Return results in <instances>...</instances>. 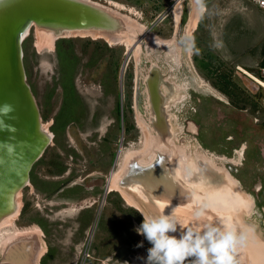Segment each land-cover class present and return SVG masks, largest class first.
Returning <instances> with one entry per match:
<instances>
[{
    "label": "rangeland",
    "instance_id": "obj_1",
    "mask_svg": "<svg viewBox=\"0 0 264 264\" xmlns=\"http://www.w3.org/2000/svg\"><path fill=\"white\" fill-rule=\"evenodd\" d=\"M87 1L111 9L110 1L122 4L125 10L118 12L143 25L142 33L148 31L163 39H170L176 33L179 40L185 39L193 13L192 0H179L182 10L176 32L173 11L178 0ZM199 2L205 9L193 31L190 54L182 63L162 61L169 48L160 50L154 42L149 44L154 47L150 53L146 42H141L139 54L136 56L133 50L126 58L122 43L109 46L102 39L73 37L60 47L61 51L71 47L76 56L72 62L68 60L73 66L71 73L61 70L59 40L54 43V52L39 51L35 47L37 29L30 28L23 42L27 83L39 106L43 127L54 134L53 142L32 168L30 185L37 174L51 179L63 172L71 173L62 180L64 186L78 185L62 194L68 197L67 205H57L64 199L56 196V185L45 195L31 193L30 185L25 187L19 195L20 214L14 218L10 231L38 228L44 253L42 232L31 223L36 218L49 227L50 234L55 232L56 239L50 235L48 238L62 264H124L125 261L145 264L152 244L135 231L144 219L133 208L118 210V202L126 203L119 193L108 191L106 184L111 170L116 169L114 162L119 150L142 148L137 118L144 121L149 135L157 138L144 94L145 76L155 65L167 77L171 71L176 82L186 88L183 102L168 109L177 131L178 146L194 153L197 149L213 158L217 166L228 170L242 190L252 196L255 207L244 220L264 240V88L238 69L240 65L258 78L264 53V12L251 0ZM142 33L137 28L127 37H140ZM125 61L121 98L119 74ZM93 114L99 119L96 127L90 123ZM187 121L196 123L198 134L189 129L191 122L190 132L186 130ZM94 129L97 131L92 132ZM98 139L109 150L98 146L102 144ZM57 159L65 165L54 166ZM228 160L239 163L233 165ZM90 175H102L101 189L92 198L97 201L95 205L79 214L78 209L92 202L91 194L85 189L91 185ZM258 184L261 187L257 188ZM48 217L55 219L54 222H49ZM141 243L142 247H137ZM1 252L0 249V255ZM86 253L95 260L86 258ZM193 259L188 258L185 264H191Z\"/></svg>",
    "mask_w": 264,
    "mask_h": 264
},
{
    "label": "bare ground",
    "instance_id": "obj_2",
    "mask_svg": "<svg viewBox=\"0 0 264 264\" xmlns=\"http://www.w3.org/2000/svg\"><path fill=\"white\" fill-rule=\"evenodd\" d=\"M91 3L122 17L127 25V33L116 40L123 42L126 50H129L139 36L129 38L127 35L134 32L137 28L142 33L145 27L138 24L132 17L121 15L118 11L125 10L122 4L110 1L109 4L113 7L111 9L94 2ZM192 3L193 13L187 34L184 36L185 39L179 40L177 33L170 39L159 38L151 33L145 35L142 33L140 36L143 37L144 35L143 40L146 42L148 53L151 52L149 48H153L149 44L154 42V46H158L161 50L166 47L169 48L166 55L162 57V61L169 59L171 63H182L185 57L184 54L186 56L190 54L193 31L205 9L199 0H192ZM181 10L182 6L178 0L173 11L176 32L179 30ZM128 11L132 14V9ZM36 29L35 47L39 51L54 52V43L57 41L56 35L40 27H36ZM64 36L89 37L92 40L102 39L109 41L107 36L98 31H74ZM141 42H136L134 46L133 50L135 51L133 53L136 56L141 50ZM108 43L113 46L110 41ZM155 67L157 68V66ZM151 68L145 76V80L147 78V89L144 90V94L153 122V129L155 130L154 135L157 138L149 135L144 121L137 118L136 123L142 135L140 142L142 148L139 150H119L115 162L116 169L112 170L109 179H107L108 191L119 193L126 205L137 210L143 219L156 216L154 213L160 211L159 214H171L173 212V215L185 228H195L205 223H210L227 229L230 226L229 222L233 223L232 229L235 230L237 235L240 236L242 234L243 237H246L245 245L251 243L249 244L251 248L259 250L256 258L253 257L254 261L258 262V264H264V240L244 220V216L248 214L252 205L251 195L242 190L240 183L228 170L217 166L213 158L198 152L197 149L194 153L178 146L175 136L176 132L171 125L172 116L168 109L184 99L186 88L176 82L175 76L171 71H169L170 76L167 77L164 74L160 75L159 69L155 68L156 75L154 76L153 73V77H151ZM238 69L261 88H264L263 81L240 67V65ZM210 92L214 93L213 91ZM43 129L46 130L44 127ZM189 129L196 131V127L192 123L189 124ZM48 133L51 136L53 135L50 131ZM239 154L241 155V152ZM228 161L233 165L239 163V160L238 162L234 160ZM137 166L148 170L145 177L137 178L134 175L135 173L132 170L133 167ZM124 180H127L130 184L135 182V186L125 187L123 185ZM131 180H134V182L131 183ZM144 185L148 186L152 192L149 193V191L145 190L143 188ZM257 188H259V184ZM143 200L146 201L144 202L146 203L145 205H143ZM202 208L205 216L200 221H195L194 213ZM17 214L18 212L9 216L0 224V249L2 250L3 260L15 264H38V260L44 250L40 238L37 236L38 228L10 231L9 227L14 225L13 221ZM184 231L183 228H178L176 233H170V235L177 236ZM241 241L243 242L244 238ZM13 248H17V251H13ZM233 253L236 264H244L237 247Z\"/></svg>",
    "mask_w": 264,
    "mask_h": 264
},
{
    "label": "water",
    "instance_id": "obj_3",
    "mask_svg": "<svg viewBox=\"0 0 264 264\" xmlns=\"http://www.w3.org/2000/svg\"><path fill=\"white\" fill-rule=\"evenodd\" d=\"M32 26L54 33L57 41L73 38L64 35L74 31H98L107 36L113 46L121 44L116 39L127 33V25L122 17L87 0H0V108L7 104L14 109L7 115L0 114V120L3 121L0 125V224L17 212L20 214L19 195L30 185L33 166L54 139L52 132L51 136L48 130L43 129L39 106L27 83L23 42ZM148 33L146 31L144 35ZM144 35L136 42L143 41ZM109 41L105 42L109 45ZM136 42L126 50V58L133 51ZM125 64L126 61L119 74L121 98ZM7 126L15 131H10ZM132 171L137 178L145 177L148 172L140 166L133 167ZM136 182L139 183L137 180ZM134 183L123 181V185L128 188L135 186ZM143 188L149 193L152 192L146 185ZM142 202L143 205L146 204L145 200ZM251 202L246 216L255 207L253 198ZM262 211L264 213V209ZM159 213L160 211L154 214L158 216ZM232 224L229 222L227 229H232ZM245 243L246 237L237 244L241 260L244 264H258L253 257L256 258L259 250L251 248V243ZM12 250L17 251V248ZM0 263L15 264L3 260V257Z\"/></svg>",
    "mask_w": 264,
    "mask_h": 264
},
{
    "label": "clouds",
    "instance_id": "obj_4",
    "mask_svg": "<svg viewBox=\"0 0 264 264\" xmlns=\"http://www.w3.org/2000/svg\"><path fill=\"white\" fill-rule=\"evenodd\" d=\"M14 111L11 105H3L0 114L7 115ZM3 121L0 120V125ZM10 131H15L7 126ZM206 207V206H205ZM205 216L203 208L194 213V220L200 221ZM183 228L184 234L177 238L170 233H176ZM135 231L142 234L152 244L147 250L145 264H185L188 258H195L191 264H234L233 253L237 244L243 240V235H237L235 230L205 223L202 226L185 228L173 215L160 214L145 218ZM137 247H142V243ZM124 264H128L127 261Z\"/></svg>",
    "mask_w": 264,
    "mask_h": 264
},
{
    "label": "flooded vegetation",
    "instance_id": "obj_5",
    "mask_svg": "<svg viewBox=\"0 0 264 264\" xmlns=\"http://www.w3.org/2000/svg\"><path fill=\"white\" fill-rule=\"evenodd\" d=\"M143 42H144V40H143ZM141 47H142V44H141ZM150 49V51H153L154 50V47L153 48H149ZM156 49H157V51H159L158 50V47H156ZM160 49V48H159ZM161 50V49H160ZM156 51V52H157ZM155 52V53H156ZM153 68V69H152ZM152 68H151V70H150V72L152 73L151 74V77H153V73H154V76L156 75V69L158 68H156L155 66H152ZM156 68V69H155ZM159 69V68H158ZM169 73V72H168ZM160 75H163V74H161L160 73ZM165 75V74H164ZM176 78V77H175ZM146 80H147V78H146ZM146 80H145V89H147V83H146ZM160 91H161V88H160ZM183 102V101H182ZM181 102V103H182ZM180 104V103H179ZM85 106V105H84ZM152 107H153V105H151ZM175 106H177V105H175ZM175 106H172L171 108H174ZM170 108V109H171ZM173 120H174V115H173V118H172ZM98 118L96 117V114H93L92 116H91V118H90V123H91V126L92 127H96L97 126V124H98ZM150 120H151V116H150ZM172 121V120H171ZM151 122H152V120H151ZM189 122H191L195 127H196V133L198 134V128H197V125H196V123L195 122H193V121H187L186 122V130L187 131H189L188 130V124H189ZM153 123V122H152ZM171 125H172V122H171ZM173 127V126H172ZM94 131H97L96 129H94L92 132H94ZM176 131V130H175ZM177 132V131H176ZM190 132V131H189ZM90 138H93L92 136H89ZM99 141L98 142H101L102 144H100V145H98V146H100L101 147V145H102V147L103 148H105L106 150H109V147H108V145H104L103 143H104V141H100V139H98ZM105 144H108V143H105ZM97 151H99L98 149H97ZM71 155V154H70ZM59 159H57V161L54 163V166H58V167H61V166H64L65 164L64 163H61L60 161H58ZM69 160L72 162V161H74V158L72 157V156H69ZM98 161V160H97ZM90 164H91V162H90ZM67 165V164H66ZM70 175H71V173L70 172H68V175L67 176H69L70 177ZM100 176H102V175H90V177H91V179H90V186H88L87 188H85L86 189V191H88L89 192V194H91V198H89V200L90 201H92L89 205L92 207V206H94L95 204L94 203H96L97 201L96 200H94V199H92L94 196H95V194H96V192L97 191H99V189H101V180H100ZM44 184H47L48 185V183L47 182H45ZM76 185H78V184H72V185H70V186H66V188H71V187H73V186H76ZM259 186L261 187V184H259ZM67 189V190H68ZM103 189V188H102ZM87 198V197H86ZM92 199V200H91ZM58 204H61L60 202H58L57 203V205ZM34 221H36L37 222V224L39 225V222H38V220L36 219V218H34ZM43 241L46 243V241H47V238H45V240H44V238H43ZM46 247H47V251L45 252V254L43 255V256H41L40 257V259H39V261H38V264H62V263H64V262H62L63 260H62V258H60V256L59 255H56L55 254V250L54 249H52V247H51V245L50 244H48V242H47V244H46ZM1 257H2V252H1V255H0V261H1ZM88 258H89V260H95V258L94 257H91L90 256V254H88Z\"/></svg>",
    "mask_w": 264,
    "mask_h": 264
},
{
    "label": "crops",
    "instance_id": "obj_6",
    "mask_svg": "<svg viewBox=\"0 0 264 264\" xmlns=\"http://www.w3.org/2000/svg\"><path fill=\"white\" fill-rule=\"evenodd\" d=\"M257 8V7H256ZM77 95V94H76ZM79 98V97H78ZM52 124H53V120H52ZM68 175V172H63V173H61V174H57V177H55V178H51V179H49V178H47V177H44V178H42V177H40V174H37V177H35V179L32 181V184H31V186H30V188H31V193H39V194H42V195H45V194H47V193H49V191H50V188H51V186H54V185H56L57 186V188L55 189V193H56V196H61L62 197V194H64L65 192L66 193H68L69 191H67V189L68 188H66V186H64L63 185V181L62 180H64V178H66V176ZM33 182H35V183H33ZM45 182H47L48 183V185L47 184H44ZM57 184H60L59 186L57 185ZM30 193V192H29ZM54 193V194H55ZM68 195V194H67ZM64 200H61L60 201V203L61 204H64V205H67L68 204V202H67V199H68V197L67 196H63L62 197ZM70 199V198H69ZM126 205V204H125ZM125 205H123L122 204V202H118V204L116 205V208L119 210H130V208H132V207H130V206H125ZM36 207H38L37 205H35ZM48 206H51V204H48ZM91 208V206L90 205H87V206H84V207H81L80 209H78V213L80 214V212L82 211H84V210H89ZM132 210H135L134 208L132 209ZM131 213H133L134 214V211H131ZM60 214H61V212H60ZM58 216V215H57ZM47 217V216H46ZM48 219H49V222H54V220L55 219H50L49 217H48ZM58 220H60V219H58ZM134 221V220H133ZM133 221H131L132 223H133ZM38 222H39V225L37 224V222L36 221H32L31 223H33V225H36V226H38L39 227V229L41 230V232H42V235H41V237H42V241H43V238L45 239V238H47V241H46V243L43 241V245H44V247H45V252L47 251V247H46V244H47V242H48V244H50V242H49V238H48V236L50 235L51 237L53 236L55 239H56V236H55V232H54V235L53 234H50V231H49V227H46L43 223H41L39 220H38ZM48 222V223H49ZM81 223H83L81 220H80V224ZM118 226H119V224H118ZM46 235H47V237H46ZM54 240V239H53ZM51 245V247H53L54 246V244H50ZM45 252L43 253V255L45 254ZM42 255V256H43Z\"/></svg>",
    "mask_w": 264,
    "mask_h": 264
},
{
    "label": "trees",
    "instance_id": "obj_7",
    "mask_svg": "<svg viewBox=\"0 0 264 264\" xmlns=\"http://www.w3.org/2000/svg\"><path fill=\"white\" fill-rule=\"evenodd\" d=\"M205 5V4H204ZM70 41L69 40H66V39H60L57 43V50H58V58L60 59V62H61V70L64 69L65 70H70V72L72 73L73 71V66L70 64L72 62V60L76 59V56L75 54L73 53L72 51V48L71 47H68V49L66 51H61L60 50V47L62 46V43H69ZM106 46V45H105ZM72 58H71V57ZM72 59V60H71ZM68 60H71V62H68ZM264 65V53H263V61L261 63L260 66ZM200 69V67H199ZM218 88V87H217ZM219 89V88H218ZM220 91H222L221 89H219ZM224 93V91H222ZM226 94V93H225ZM227 95V94H226ZM228 96V95H227ZM76 98H78V96L76 95ZM254 109H255V106L256 104L254 103ZM231 255L233 256V260H235V256L233 253H231Z\"/></svg>",
    "mask_w": 264,
    "mask_h": 264
},
{
    "label": "built area",
    "instance_id": "obj_8",
    "mask_svg": "<svg viewBox=\"0 0 264 264\" xmlns=\"http://www.w3.org/2000/svg\"><path fill=\"white\" fill-rule=\"evenodd\" d=\"M251 2L261 11L264 12V0H251ZM258 79L264 82V65L259 66V72H258ZM38 206V204H36ZM88 254L86 253L85 256L88 258Z\"/></svg>",
    "mask_w": 264,
    "mask_h": 264
}]
</instances>
